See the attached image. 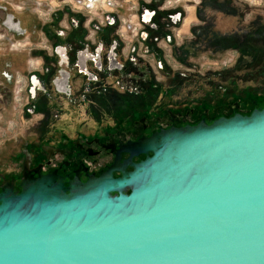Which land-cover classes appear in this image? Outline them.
I'll return each mask as SVG.
<instances>
[{
	"label": "water",
	"instance_id": "1",
	"mask_svg": "<svg viewBox=\"0 0 264 264\" xmlns=\"http://www.w3.org/2000/svg\"><path fill=\"white\" fill-rule=\"evenodd\" d=\"M0 177V264H264V106L120 141L84 180Z\"/></svg>",
	"mask_w": 264,
	"mask_h": 264
},
{
	"label": "rangeland",
	"instance_id": "2",
	"mask_svg": "<svg viewBox=\"0 0 264 264\" xmlns=\"http://www.w3.org/2000/svg\"><path fill=\"white\" fill-rule=\"evenodd\" d=\"M162 1L147 0L148 7H158ZM175 4L182 17L176 28L172 29L164 16L153 18L156 27L149 34L158 39L148 43L147 52L137 46L129 59L130 50L122 40L110 50L107 42L118 37L114 27L90 33L85 17L78 15V23L70 25L62 44H48L42 32L48 36L47 25L54 26L53 34L59 36V15L43 21L29 0H0V128L4 129L0 175L6 178L18 171L25 143H44L51 134L127 123L140 114L165 117L166 109L193 108L195 113L188 117L196 122L201 115L207 121L228 115L235 103L242 113L255 103L264 106V0H177ZM80 25L85 30L83 36L94 37L79 38L73 27ZM167 33L170 40L161 41ZM96 40L103 42L100 69L85 57L90 74L78 72L76 48L81 42L96 45ZM66 41L67 62L53 50L54 44ZM29 43L35 45L29 48ZM30 60H36L37 69L29 67ZM62 70L67 73L65 91L57 90L53 83ZM15 73L24 75L27 83L33 82L34 95L29 101L34 110L29 119L24 114L22 121L14 120L9 127Z\"/></svg>",
	"mask_w": 264,
	"mask_h": 264
},
{
	"label": "flooded vegetation",
	"instance_id": "3",
	"mask_svg": "<svg viewBox=\"0 0 264 264\" xmlns=\"http://www.w3.org/2000/svg\"><path fill=\"white\" fill-rule=\"evenodd\" d=\"M152 31V30H151ZM150 32V31H149ZM152 38V37H151ZM109 39V38H107ZM96 45H87L85 42H81L75 50L76 62L78 72L90 74L84 63L85 57L94 62L96 69H100V56L93 53L98 51L103 42L99 41ZM106 43V42H104ZM110 44V42H107ZM83 44H86L85 46ZM65 45V57L67 62V53L69 50L68 41L64 42ZM98 45V46H97ZM143 46L149 47V44L145 41ZM90 48V50L88 49ZM95 55L96 58L93 56ZM62 57V58H63ZM114 58V57H113ZM110 63L113 60L109 57ZM57 87L61 91H65L67 84L66 70H62L60 78L56 79ZM234 110L236 109V103ZM195 109L188 108L187 110L178 109L172 111L166 109L165 117L161 115L153 114L151 117H146L144 114H140L136 119L126 121L127 123H114L113 125H95L93 129L78 128L72 131V134L60 132L59 134H51L50 139L44 143L37 141L31 142L29 145L25 143L21 148L22 159L19 163L18 171L12 176L14 178L15 187L20 176V172L23 168V162H26V169L28 173L36 175L39 173H45L47 171H56L63 176L62 181L66 183L76 172L80 180L86 178V173L97 174L99 171L105 168L114 157V150L118 148L119 142H126L127 140H134L140 136L150 134L152 131L157 130L160 127H167L171 124L180 125L186 122L194 123L192 118H189V114L193 115ZM232 111V112H233ZM201 117H205L201 115ZM119 159L122 160L127 156L125 151L119 152ZM106 156L98 166L95 164L97 159ZM142 157V154L132 156V160H137ZM96 165V166H95ZM128 169L129 166L127 165ZM113 175H117V171L112 172ZM11 176L6 177L9 179ZM1 181V179H0Z\"/></svg>",
	"mask_w": 264,
	"mask_h": 264
},
{
	"label": "built area",
	"instance_id": "4",
	"mask_svg": "<svg viewBox=\"0 0 264 264\" xmlns=\"http://www.w3.org/2000/svg\"><path fill=\"white\" fill-rule=\"evenodd\" d=\"M23 1V0H21ZM33 5V10L36 16L43 21H51L55 15H59L58 21H56V29L58 35L67 34L70 25H76L78 23L77 17L81 15L85 17V23L91 31L101 30L104 28L114 27V32L118 35H114L109 40L113 49L116 43L122 40L125 47L129 51V59L136 54V47H144L147 52L146 46H143L144 42H154L158 38L156 36H150L151 30L156 27V23L153 18L158 19L160 16L166 17V22L172 29L176 28L177 24L182 20L181 9L176 8L175 2L177 0H163L158 7H148L150 4L147 0H29ZM17 8H21L20 4H16ZM166 8V9H164ZM176 10V11H175ZM83 17V18H84ZM178 28V27H177ZM93 37V36H92ZM88 36L84 39H92ZM152 37V38H151ZM171 38V34H165L160 38L161 41H168ZM110 39V38H109ZM155 39V40H154ZM23 41V44L27 41ZM99 41H97L98 44ZM35 45V43H33ZM31 45L29 48L33 46ZM99 45V44H98ZM97 45V46H98ZM65 45L54 44L53 50L60 57L65 56ZM143 50V51H144ZM116 54V52L113 50ZM100 56V47L98 51L94 52ZM97 54V55H98ZM29 67L37 69V62L27 61ZM28 67V66H27ZM56 77L53 79L54 86L57 90L61 91L57 87ZM35 80V79H34ZM1 83V82H0ZM27 90V91H26ZM13 104H12V118L9 119L10 124L14 123V120L22 121V117L25 114V119H29L33 114L34 106L29 101V97L34 95V86L31 80L27 83V78L20 73H15L13 80ZM25 93L23 95L22 93ZM4 129L0 128V136L3 135Z\"/></svg>",
	"mask_w": 264,
	"mask_h": 264
},
{
	"label": "crops",
	"instance_id": "5",
	"mask_svg": "<svg viewBox=\"0 0 264 264\" xmlns=\"http://www.w3.org/2000/svg\"><path fill=\"white\" fill-rule=\"evenodd\" d=\"M51 23V22H50ZM48 24V23H47ZM53 24V23H52ZM45 27V26H44ZM47 27L48 28H50V30H47L48 31V36H45L44 35V33L42 32V35H43V39H44V41L45 42H47L48 44H52V43H57V42H61V44H62V42L64 41V39H66V34L65 35H59V36H56V35H54L53 34V28H54V26H49V25H47ZM46 28V27H45ZM74 28V30L76 31L77 30V32H78V34H80V37L79 38H85V36H83L84 34V32H85V30L84 29H82L83 28V26H81L80 25V27H73ZM73 30V29H72ZM71 30V31H72ZM37 31H38V29H37ZM70 31V32H71ZM74 31V32H75ZM83 36V37H82ZM94 37V36H93ZM95 38H100L99 36H95ZM103 39H105L104 37H102Z\"/></svg>",
	"mask_w": 264,
	"mask_h": 264
},
{
	"label": "trees",
	"instance_id": "6",
	"mask_svg": "<svg viewBox=\"0 0 264 264\" xmlns=\"http://www.w3.org/2000/svg\"><path fill=\"white\" fill-rule=\"evenodd\" d=\"M255 105H257V104L255 103L252 107H254ZM252 107H251V108H252Z\"/></svg>",
	"mask_w": 264,
	"mask_h": 264
}]
</instances>
